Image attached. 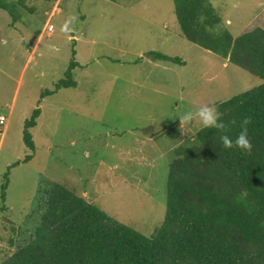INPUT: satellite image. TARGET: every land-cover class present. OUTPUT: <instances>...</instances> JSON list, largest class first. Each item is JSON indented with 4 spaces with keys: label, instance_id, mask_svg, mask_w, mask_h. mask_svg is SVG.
I'll return each instance as SVG.
<instances>
[{
    "label": "rangeland",
    "instance_id": "1",
    "mask_svg": "<svg viewBox=\"0 0 264 264\" xmlns=\"http://www.w3.org/2000/svg\"><path fill=\"white\" fill-rule=\"evenodd\" d=\"M1 1L0 261L47 180L150 235L165 216L175 149L203 127L197 108L263 79L189 41L175 0ZM210 1L219 32L264 25V0ZM66 80L73 85H59ZM37 108L30 149L24 133Z\"/></svg>",
    "mask_w": 264,
    "mask_h": 264
},
{
    "label": "trees",
    "instance_id": "2",
    "mask_svg": "<svg viewBox=\"0 0 264 264\" xmlns=\"http://www.w3.org/2000/svg\"><path fill=\"white\" fill-rule=\"evenodd\" d=\"M175 10L189 41L263 79L214 106L229 124L233 141L240 121L252 118V151L224 148L220 133L203 127L176 147L165 216L150 235L65 184L47 180L18 238L11 241L14 249L0 264H264V25L255 18L251 28L235 37L229 30L218 31L221 15L210 0H175ZM39 114L37 108L27 120L24 140L30 149L35 145L29 127Z\"/></svg>",
    "mask_w": 264,
    "mask_h": 264
},
{
    "label": "clouds",
    "instance_id": "3",
    "mask_svg": "<svg viewBox=\"0 0 264 264\" xmlns=\"http://www.w3.org/2000/svg\"><path fill=\"white\" fill-rule=\"evenodd\" d=\"M75 17L70 16L65 23L62 25V31H70V25L72 24ZM214 101L209 104L200 106L197 108L195 115L199 117V120L203 128L216 129L217 133H220V140L222 141L223 147L227 149L238 148L246 153H250L253 148L252 141L249 137L248 125L252 123V118L245 116L240 121V132L236 139L233 141L232 138L227 134L230 131L229 124L225 123L221 118V114L214 107ZM193 119V112L189 111L180 117L181 123L189 122ZM236 121L232 120L231 124H235Z\"/></svg>",
    "mask_w": 264,
    "mask_h": 264
},
{
    "label": "built area",
    "instance_id": "4",
    "mask_svg": "<svg viewBox=\"0 0 264 264\" xmlns=\"http://www.w3.org/2000/svg\"><path fill=\"white\" fill-rule=\"evenodd\" d=\"M48 30H49V31L54 30V26H53L52 24H50V25L48 26ZM6 120H7V119H6L5 116H3V115L0 116V124H1V125L6 124Z\"/></svg>",
    "mask_w": 264,
    "mask_h": 264
}]
</instances>
